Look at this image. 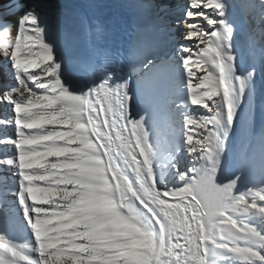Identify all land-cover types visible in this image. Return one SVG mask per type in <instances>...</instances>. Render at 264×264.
Returning a JSON list of instances; mask_svg holds the SVG:
<instances>
[{"label": "snow or ice", "instance_id": "6c2138e0", "mask_svg": "<svg viewBox=\"0 0 264 264\" xmlns=\"http://www.w3.org/2000/svg\"><path fill=\"white\" fill-rule=\"evenodd\" d=\"M247 8L264 18V0ZM179 9L191 45L178 56L145 55L122 73L103 50L90 68L62 58L69 37L45 18L42 3L0 4V63L10 65L0 106L11 113L0 118V264H212V247L264 264V230L232 215L264 219V187L241 192L239 176L218 180L234 125L253 115L257 73L237 70L224 0H186ZM102 31L82 22L81 38ZM177 59L190 105L207 114L184 116L189 166L172 164L174 180L161 186L150 139L154 93ZM66 64L89 74L87 91L73 94ZM21 214L34 243L9 239Z\"/></svg>", "mask_w": 264, "mask_h": 264}, {"label": "bare ground", "instance_id": "6f19581e", "mask_svg": "<svg viewBox=\"0 0 264 264\" xmlns=\"http://www.w3.org/2000/svg\"><path fill=\"white\" fill-rule=\"evenodd\" d=\"M29 1L34 3L33 0ZM6 2L7 0H0V4ZM253 2L256 0H224L227 5V22L234 28V52L237 56V70L240 73L251 69L257 71L261 64V56L264 54V38L260 43L253 39L251 33L255 34L257 29L251 27V24L247 25L246 21L249 16L255 17L260 13L259 8H247V5ZM181 4H184V0H62V12L49 14L48 18H45L59 32L69 37L61 45L62 58L75 60L80 66L90 68L100 61L98 50H103L113 65L123 73L148 54L153 57L162 54L179 55L177 49L181 46L178 45L176 37H171L174 30L169 31L167 25L169 20H174L175 24L179 23L175 16H183L179 9ZM144 5H156V8L143 7ZM9 19L16 23L18 16ZM82 22H87L90 27L101 26L103 31L94 40L91 34L87 40L82 39ZM65 67L69 73L72 85L70 90H73V94H82L91 87L90 77L86 71L74 65L66 64ZM7 69H10V65L0 63V81L3 80ZM184 83H187L186 71L181 61L177 59L170 74L161 79L156 86L155 112L158 119L150 136L152 143L155 133L160 136L158 140L162 149L156 151V158L164 153L165 145L178 136L179 120L186 114L202 112V108L190 105V90ZM175 99H180L181 104L172 102ZM182 107H187L189 113ZM10 115L9 110L0 106V118ZM246 115L245 113V116L236 122L227 139L218 176L221 183L239 176L241 192H246L249 188L264 187V157L259 155L260 142L264 139V114L257 106L251 119L247 120ZM165 132H169L170 135L165 137ZM183 143L180 142L178 146L180 153L178 162L181 167H187L190 156L183 148ZM254 151L256 156L252 158ZM5 174L11 175V172ZM171 182L172 178L169 181H160V185ZM15 206L20 207L18 204ZM21 220L23 221L22 214ZM33 238L34 232L26 221L18 224L14 236L9 237L21 245L34 243Z\"/></svg>", "mask_w": 264, "mask_h": 264}, {"label": "rangeland", "instance_id": "374dc122", "mask_svg": "<svg viewBox=\"0 0 264 264\" xmlns=\"http://www.w3.org/2000/svg\"><path fill=\"white\" fill-rule=\"evenodd\" d=\"M33 1L34 3H39V2L42 3V7L44 9V14L46 18H48L49 14H58V13H61L63 10V6L61 5L62 0H33ZM31 3L33 2L29 1V4ZM185 3H186V0H184V4ZM260 15L261 14L258 13L255 17L249 16V18L246 19L247 25L250 26L251 24V27L257 29V32H255V34H253L252 32L251 35H253V39H255L258 43H260L262 39L264 38V18H262ZM182 18L183 16L182 17L175 16V20L179 22L178 24H175L174 20H169V24L172 26V29L174 30V34L171 35V37L173 38L176 37L178 39L177 43L180 46H182L185 43H189V44L192 43L190 41H185L182 38L183 29L179 21V19L182 20ZM254 36H257V37L254 38ZM256 73L257 74L254 77L255 79L254 109H256L257 106H259L262 114H264V54L261 56V64L258 67ZM184 84L186 85V83ZM172 102H174L175 104H181L180 99L172 100ZM182 109L187 110V113H189L187 107L186 108L182 107ZM205 113H206V110L204 109H202V112H200V114H205ZM184 116H183V119L179 120L178 122V136H176L171 142L167 143V145H165V148L163 149L164 153L156 158V167L159 173L160 181H169L171 178L174 180L173 169L171 165L176 164L180 166V163L178 162L179 160L178 156L180 154L178 146L180 142H184V137H183ZM155 134L153 135V144L156 147V151H159L162 149L161 144L159 142L160 136L157 135L158 133L156 135ZM169 135H170L169 132H165V137ZM232 215H233V218L236 219L237 221H244V223H247L250 226L257 227L258 230H264V219H262L260 216L251 215L249 213H244L242 211L233 213ZM210 260L212 264H242V262L238 259V257H236L231 252L224 250V249H219L216 247H212L211 249Z\"/></svg>", "mask_w": 264, "mask_h": 264}]
</instances>
